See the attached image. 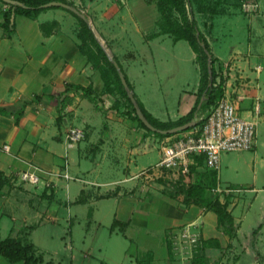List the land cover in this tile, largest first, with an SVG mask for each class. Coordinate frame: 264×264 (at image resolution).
Here are the masks:
<instances>
[{"label":"crops","instance_id":"crops-1","mask_svg":"<svg viewBox=\"0 0 264 264\" xmlns=\"http://www.w3.org/2000/svg\"><path fill=\"white\" fill-rule=\"evenodd\" d=\"M78 1L97 5L95 12L85 17L106 56L81 31L78 19L62 8H48L34 17L11 13L7 29L0 26L1 238L26 236L46 262L34 239L36 231L53 238L62 210L87 206L86 215L91 219L106 200L113 203L110 221L105 225L108 233L135 240L142 252L150 255V264H178L168 249V233L189 223L199 225L205 240L215 238L224 247L213 211L185 205L181 193L174 197L163 194L154 182L171 173L138 175L159 160L162 144L175 140L185 130L159 137L131 119L112 65L116 58L131 93L153 117L175 121L199 100L197 53L187 41L160 32V14L155 7L156 13L148 18L134 7L130 12L122 8L107 14L98 13L103 8L98 0ZM72 2L77 5L76 0ZM250 3L255 5L244 3L236 12L207 14L203 27L198 25L217 59V71L225 77L223 96L235 103L240 116L256 121L254 157L263 168L264 154L260 156L257 151L259 147L264 149V0ZM143 5L153 7L146 2ZM241 15L247 19L240 25L242 35L229 42V53L222 57L220 41L226 37L227 41L231 29L227 25L220 40L214 19L221 16L233 20ZM83 89L89 90L94 101ZM255 104L259 105L258 113ZM71 126L82 128L84 138L68 147L65 132ZM4 145L9 151L3 149ZM226 159L222 154L221 161ZM27 161L48 170L61 168L66 161L74 178L70 181L51 176L49 187L20 184L16 176L26 168ZM206 168L202 155L193 156L188 182ZM219 172L217 184H221ZM257 176L254 171L251 185L243 191L256 195L264 191V185H256ZM151 179L154 181L149 182ZM225 182L232 183L228 179ZM218 196L221 202L228 198L227 208L232 214L237 198L233 194ZM232 216L235 235L229 242L239 244L246 256L251 250L238 235L240 219ZM102 225L99 222L97 229ZM253 230L251 235L257 237L259 230L256 234ZM124 254L130 264L133 256L126 250ZM138 258L135 256L134 264ZM6 261L0 259V264H16Z\"/></svg>","mask_w":264,"mask_h":264},{"label":"rangeland","instance_id":"rangeland-1","mask_svg":"<svg viewBox=\"0 0 264 264\" xmlns=\"http://www.w3.org/2000/svg\"><path fill=\"white\" fill-rule=\"evenodd\" d=\"M67 1L73 3L72 0ZM76 1L77 5L74 4L76 6L75 8L80 10L84 16H86V14H93L95 8L97 9V5L93 7L88 3L86 5L85 2L79 3L78 0ZM91 1L93 2V0H90V2ZM143 1L153 5V7L144 6ZM156 1L157 0H98V6H103L98 13L105 12L107 14H113L122 8L127 10L134 7L139 10V12L142 11L143 14H147L149 18L150 15L156 13L154 9V7L156 8ZM250 2H252V0H192V8L198 24L203 27L204 20L207 19V14L236 12L241 9L242 4ZM0 7L3 12L8 8V5L0 1ZM173 16H177L176 13H174ZM147 17L144 19L147 20ZM221 18V16H218L214 19V24L217 25L215 29L218 30L217 33L219 32L218 36H220V40L222 38L220 33L226 31L227 25L231 29V36H229L227 41H225L227 37L221 41L219 40L221 42L220 49L223 50L220 52V55L226 57L229 53V42L237 40L236 35H242V27L240 25L245 24L247 19L244 18L243 15L233 20H230V18L223 20ZM215 44L217 45V43ZM123 102L127 103V100L125 99ZM126 107L129 109L128 103ZM262 138L263 134L260 132L259 139ZM257 153H259L260 156L263 155L264 149L259 147ZM223 154H226L227 159L226 162H223V160L220 161L221 184L219 185L223 188L230 186L237 188L231 191V194L237 198V205L233 208L232 214L236 219H240V222L238 220L240 223L238 235L241 241L246 243V246L249 247L251 252L249 251L250 253L244 256L243 248H241L239 244L234 245L232 240L229 242V239H233L234 237L224 232L223 228H219L218 236H221V238H219L225 241V245L224 247L213 245L212 249L208 247L204 249L202 264H264V224L259 230L257 237L251 235L254 228L260 223H264V191L259 192L257 195L255 192L243 191L244 188L251 185L250 183L253 181L254 171H256L258 175L256 185L259 187L264 185L262 184L264 181V167L262 168L257 158L254 157V149L236 150ZM254 160L257 162L253 163ZM64 163L67 164V162ZM64 163L61 165V168L64 167ZM58 169L49 170L58 171ZM65 172L74 178L68 170ZM163 179L157 178L155 181L151 179L149 182H156L163 194L174 197V195L179 193L176 190L178 187L174 186L171 180L169 181L166 178ZM226 179L232 181V183H226ZM69 180L71 181V179ZM175 190L177 192H175ZM98 206H100L99 212L96 213L95 209L94 217L91 219L86 215L87 206H82L80 208L81 210H77L73 207L69 212L67 209L62 210L60 226L53 234V238H46L41 232L36 231L34 239L39 250L44 252V259L46 261L49 260L51 264H128V258L124 257V251L126 250L127 254L131 253L133 256L131 257L132 261L130 264H134L135 256L144 258L148 254L147 252H142V247L137 245L135 240L131 242L120 233L110 235L105 225L110 221L109 213L113 209V203L103 200ZM69 216L72 217L71 220L68 219ZM89 221H91V223ZM99 222L103 225L100 226V229H97ZM201 238H203L202 232ZM0 259L5 260L1 255ZM174 260L178 264H191V260L188 259V257L182 259L176 257ZM16 264L22 263L18 262Z\"/></svg>","mask_w":264,"mask_h":264},{"label":"trees","instance_id":"trees-1","mask_svg":"<svg viewBox=\"0 0 264 264\" xmlns=\"http://www.w3.org/2000/svg\"><path fill=\"white\" fill-rule=\"evenodd\" d=\"M0 1L8 5V8L2 12L3 20L0 22V26L4 27V29H7L8 27L11 13L34 17L40 11L48 8H62L72 13L78 19L81 31L86 33L98 51L106 56L103 48L101 47L92 28L89 25L87 18L80 12V10L76 8L77 12H73L63 7L43 6V4L50 1H62L72 5L73 7H76L73 3L68 2L67 0H17L21 2L22 5H11L3 2L2 0ZM156 8L160 14L159 20L157 21L160 32L171 34L174 40L183 39L187 41L197 53V62L201 70L199 100L185 116H182L175 121H160L153 117L142 106L133 93L132 97L135 99L137 106L140 108L141 113L145 116L147 121L157 129H169L174 126L182 125L191 120L195 121L196 125H200L203 120V118L200 119V117L206 114L208 110L214 106L221 97H223V85L225 82V77L216 69L215 63L217 62V59L210 51L208 42L199 28L198 22L194 16L192 0H157ZM174 13H176L177 16H173ZM208 60L210 63L209 66ZM110 62L112 61L110 60ZM112 65L116 72V83L118 90L122 96L125 97L129 105L128 114L130 115L131 119L136 120L138 125L144 128L146 131L152 132L159 137L170 136L181 132L160 133L148 129L136 115L132 101L121 82L119 73L122 74V70L120 69L119 62L116 60V58H113ZM115 65H117V68ZM123 77L125 78L127 86L130 90V84L124 75ZM83 90L85 96L94 101V98L90 96L91 94L89 90ZM201 98H203V100L200 103ZM189 129L190 128L186 130ZM217 183V171L206 168L203 173H197L190 182L184 183L177 181L174 183V186L178 187L176 190L182 194V202L185 205L195 204L213 211L217 215L218 226L223 228L224 232L234 236V219L231 212L227 208L228 198H226L224 202H221L218 196L219 194L211 191L212 188H215ZM230 187L236 189L235 187ZM176 190L175 192H177ZM261 227L262 223H260L257 228L253 230V234H256ZM168 244L169 252L172 253L171 244L169 242ZM213 245L219 246V241L215 238H210L208 240L202 239L201 244L194 248L190 263L202 264V255L204 249ZM0 255L10 263L21 262L22 264H51L50 261L44 262L42 254L37 252L34 244L27 240L26 236L22 235L18 237L6 238H1L0 236ZM171 255H173V253ZM150 261L151 257L149 254H147L144 258H138L136 263L150 264Z\"/></svg>","mask_w":264,"mask_h":264},{"label":"built area","instance_id":"built-area-1","mask_svg":"<svg viewBox=\"0 0 264 264\" xmlns=\"http://www.w3.org/2000/svg\"><path fill=\"white\" fill-rule=\"evenodd\" d=\"M247 4L251 5L252 3ZM258 112L259 105L255 104V113ZM201 118L203 120L200 125L195 124L175 140L162 144L159 160L154 165L141 170L138 175L156 171L166 172L172 175L162 177L170 179L172 183L183 179L184 182H188L191 178L188 175L193 156L202 155L206 167L218 171L223 153L254 148L256 121L240 116L235 103L227 97H221ZM83 138L84 130L82 128L71 126L65 132V142L68 147L73 146ZM3 149L9 151V146L4 145ZM67 170L65 163L64 167L58 171H50L27 161L26 168L19 171L16 178L20 184L49 187L52 185V181L49 179L51 176L61 177L65 180L72 179L73 177L65 172ZM145 177L151 178V176ZM211 191L220 195H230L234 189L223 188L217 184ZM168 235L172 253L180 259L188 257L191 260L194 248L201 244L203 239L199 225L195 223L186 224L169 232Z\"/></svg>","mask_w":264,"mask_h":264},{"label":"water","instance_id":"water-1","mask_svg":"<svg viewBox=\"0 0 264 264\" xmlns=\"http://www.w3.org/2000/svg\"><path fill=\"white\" fill-rule=\"evenodd\" d=\"M3 2L7 3V4H11V5H22L21 2L17 1V0H2ZM44 7H50V6H58V7H63L66 9H69L73 12H77V9L75 7H73L70 4L64 3L62 1H50L48 3L43 4ZM210 58V57H208ZM210 65L209 60H208V66ZM117 67V65H115ZM121 82L123 84V86L125 87L129 98L132 101L133 107L135 108V113L138 116V118L144 123V125L150 129L151 131H155V132H160V133H175L178 131H184L192 126H194L196 124L195 121L191 120L189 122H186L182 125H178V126H174L172 128L169 129H165V130H161V129H157L155 128L153 125H151L147 119L145 118V116L141 113L140 108L137 106L135 99H133L132 97V93L130 92L128 86H127V82L125 80V78L123 77V75L121 73H119Z\"/></svg>","mask_w":264,"mask_h":264}]
</instances>
